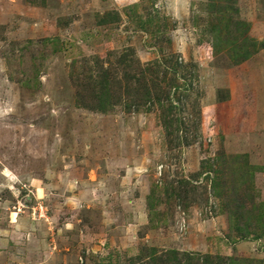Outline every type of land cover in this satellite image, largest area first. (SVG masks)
<instances>
[{"label": "rangeland", "instance_id": "374dc122", "mask_svg": "<svg viewBox=\"0 0 264 264\" xmlns=\"http://www.w3.org/2000/svg\"><path fill=\"white\" fill-rule=\"evenodd\" d=\"M151 249L264 264V0H0V264Z\"/></svg>", "mask_w": 264, "mask_h": 264}, {"label": "trees", "instance_id": "16d2710c", "mask_svg": "<svg viewBox=\"0 0 264 264\" xmlns=\"http://www.w3.org/2000/svg\"><path fill=\"white\" fill-rule=\"evenodd\" d=\"M120 62H123V60H120ZM154 72H156V69H153ZM164 75H166V70H164ZM152 70H150L149 68H145V69H141L140 71V77H137V81L140 82L141 86L143 87V95H142V100L146 101V100H151V88L155 89V91L157 92L155 98L153 101H150L151 103H156L159 107V109H161L164 113H163V117H162V123L164 128L166 129L167 132H171V118L170 116L172 115V113L174 112V109L176 111V106L173 104H168V105H163L162 102V97H169V89L172 87L174 89H176L175 85H171L170 82H166V88L162 87L161 85H159L160 83L157 81V76L153 75L154 73ZM148 74V78L146 77V75ZM127 77H130L127 74ZM131 77H135V75H132ZM144 78H147V82H150V86L151 87H147L146 84L142 81ZM142 79V80H141ZM94 84L97 85V87L99 89L93 91V97L94 98V103L92 105L91 108L93 109H97L100 111H105L108 108V105L110 104H114L115 102H119V97L118 95H115L114 90L112 88V83L109 80V76L108 73H106V71L104 70L98 79H93ZM153 103V104H154ZM139 101L137 99H132L130 101V104H128V106H134L136 108V110H139ZM179 192V191H178ZM180 193V192H179ZM166 254V255H165ZM171 254V255H170ZM170 255V256H169ZM149 256L151 257L152 261H155L159 264H161L163 262V256L166 258V261H170L171 259L176 261L177 264H180V261L177 259V257L175 256V251H164L161 254L157 255L155 254V252L153 251V249H151V254H149ZM205 258H207V255L205 256ZM204 258V259H205ZM167 261V262H168ZM154 264V263H153Z\"/></svg>", "mask_w": 264, "mask_h": 264}]
</instances>
